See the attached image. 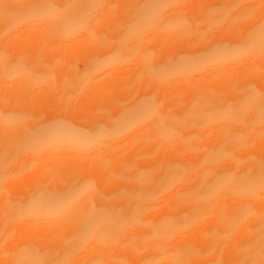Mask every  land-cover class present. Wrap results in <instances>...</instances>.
<instances>
[{
	"label": "bare ground",
	"instance_id": "bare-ground-1",
	"mask_svg": "<svg viewBox=\"0 0 264 264\" xmlns=\"http://www.w3.org/2000/svg\"><path fill=\"white\" fill-rule=\"evenodd\" d=\"M22 2L27 0H0V112L16 109L29 117L59 116L78 125H90L103 120L107 113L115 115L133 94H154L159 107L140 123L97 144L65 140L38 153H23L13 161L7 169L9 178L0 179V264L56 258L53 253L63 251L74 221L93 206L124 210L129 219L98 225L81 250L70 257L72 264H141L145 260H155L156 264H176L179 260L186 264H231L240 259L244 255L241 249L260 234L264 192L240 196L225 186L204 201L181 198L179 193L202 179L204 168L200 167L193 168L154 199L143 201L140 212L123 196L130 188L142 187L123 178L131 174L126 170L129 167L134 171L152 169L161 160L195 165L220 143L225 129L240 138L225 145V151L232 156L217 164L214 171L228 168L239 176L253 166V157L264 156L259 95L243 106L239 120H219L198 128L195 125L201 121L193 116L185 118L189 111L207 110L199 107L201 97L216 102L240 101L247 93L239 90L248 85L264 93V56L258 51L166 80L153 79L145 71L147 65H159L182 50L184 25H169L167 21L181 16L191 21L201 14L197 5L230 0H172V7L162 9L157 20L127 39L120 57L99 66L95 65L98 55L121 47L114 42L104 43L103 39L116 41L122 35L117 22L126 16L127 5L141 0H93L101 6L75 29L61 30L62 17L31 16L7 27L6 17L17 16L16 6ZM242 6L255 7V16L237 27L247 29L264 15V0H242ZM17 58L25 67L6 74L5 64ZM169 112L177 117L168 121L176 132L160 136L157 126ZM26 123L29 121L10 125L0 120V142ZM3 173L0 167V176ZM53 177L56 184L62 179L89 183L62 215H42L34 209L18 219L5 216L9 199ZM152 187L144 186V190L151 191ZM241 204L249 205L252 214L235 229H229L220 217L225 212L231 215V210ZM195 207L206 210L207 215L180 229L162 224L161 232L168 233L166 238L153 232L165 216L180 217ZM104 232L111 233V237L101 238ZM217 232L227 235L217 236ZM189 246L191 249L186 251ZM33 250L38 255H33Z\"/></svg>",
	"mask_w": 264,
	"mask_h": 264
},
{
	"label": "snow or ice",
	"instance_id": "snow-or-ice-1",
	"mask_svg": "<svg viewBox=\"0 0 264 264\" xmlns=\"http://www.w3.org/2000/svg\"><path fill=\"white\" fill-rule=\"evenodd\" d=\"M100 6L93 0H80L79 3L76 0H27L16 6L17 16L6 17V26L11 28L20 19L29 16L62 17L61 30L75 29L82 26L90 13ZM172 6V0H141L140 3L127 5L126 16L116 25V28L122 31V35L118 36L116 41H108L106 37L103 39L104 43L114 42L121 47L108 54L98 55L95 58V65L99 66L120 57L123 54V45L129 37L143 30L149 22L157 20L162 9ZM197 8L201 14L191 21L181 16L166 22L169 25L175 23L184 25L182 50L171 54L159 65H147L145 71L149 72L153 79L166 80L179 74L200 70L208 65L220 64L247 53L258 51L259 55L264 56V15L255 20L247 29L237 27V25L253 20L255 7H243L242 0H230V2L221 4H200ZM237 9L240 11L237 15H233ZM219 26H223L222 30H218ZM24 67V62L19 58L10 59L5 64L4 71L11 75ZM239 91L247 93L240 101L216 102L201 97L203 103L199 107L207 110L197 113L189 111L185 118L193 116L195 120L201 121L195 125L198 128H204L219 120H239L243 106L259 95V119L260 123L264 124V93H258L253 85L245 86ZM158 107L154 94L145 93L143 96L133 94L115 115L107 113L103 120L90 125H78L59 116L29 117L26 113L16 109L0 112V120L10 125L29 121L14 133L6 135L0 142V167L4 169L0 179L9 178L7 169L23 153H38L49 145L65 140L84 145L97 144L106 137L122 133L140 123L151 116ZM176 119L177 117L170 112L163 117L157 126L158 135L172 136L175 134L176 129L171 127L168 121ZM239 138V134L233 133L231 129H225L220 143L209 149L195 165L186 166L180 161L165 163L161 160L152 169L134 171L129 167L126 170L131 174L123 178L131 185L139 183L142 187L139 190L134 187L130 188L123 192V196L129 204H135L136 212H140V204L143 201L154 199L160 191L183 179L193 168L200 167L204 168L202 179L188 191L179 193L181 198L191 197V202L204 201L225 186L240 196H253L257 192H264V156L258 159L253 157V166L239 176L228 168L214 171L217 164L232 156V153L225 151V145ZM187 182L191 183V180ZM88 183V181L81 183L78 180L69 183L62 179L60 184H56L55 177L50 178L36 188L28 189L14 199H9L4 214L8 219H18L35 209L42 215H62L71 208L73 201ZM147 185L153 186L151 191L144 190V186ZM249 214H252L251 207L241 204L231 210V215L225 212L220 219L226 222L229 229H235ZM205 215H207L206 210L195 207L190 213L182 214L180 217L165 216L160 223L154 226L153 232L166 238L168 233L161 232L162 224L180 229ZM261 217L259 236L241 249L244 255L231 264H264V213H261ZM128 219L129 217L124 215V210L93 206L90 211L74 221L72 231L64 240L63 251L58 250L53 253L56 258L33 259L28 264H72L70 257L81 250L86 240L95 233L98 225L112 220L123 223ZM216 235H227V233L217 232ZM100 236L107 239L111 237V233L104 232ZM189 249L191 246L186 251ZM161 251L165 250L161 249ZM33 255H38V253L33 250ZM13 264H20V262L13 261ZM141 264H156V261L145 260ZM176 264H186V261L179 260Z\"/></svg>",
	"mask_w": 264,
	"mask_h": 264
}]
</instances>
